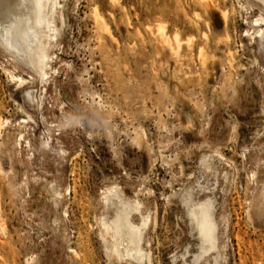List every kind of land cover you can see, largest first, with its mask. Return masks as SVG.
<instances>
[{"label":"rangeland","instance_id":"obj_1","mask_svg":"<svg viewBox=\"0 0 264 264\" xmlns=\"http://www.w3.org/2000/svg\"><path fill=\"white\" fill-rule=\"evenodd\" d=\"M54 1L43 12L59 31L45 77L0 45V264H134L115 261L100 236L114 189L149 216L151 264H192L198 238L175 195L199 186L217 200L223 264H264V55L247 36L264 13L217 0L232 10L225 25L205 0ZM159 19L180 34L178 71L154 47Z\"/></svg>","mask_w":264,"mask_h":264},{"label":"bare ground","instance_id":"obj_2","mask_svg":"<svg viewBox=\"0 0 264 264\" xmlns=\"http://www.w3.org/2000/svg\"><path fill=\"white\" fill-rule=\"evenodd\" d=\"M253 3L254 5L258 6L260 10L264 13V0H253ZM203 4L209 10H211L212 8H217L220 11L221 17L225 25H228L232 12L230 8H227L226 6L221 7L217 0H205ZM57 5L58 3L54 0H0V45L4 49L12 53L14 56L21 59L24 65H26L33 72L37 73L41 77H45L47 74V69L50 65V60L52 59L51 51L54 47V42L59 35V31L58 28L55 26V23L48 17H43V12L45 11L46 7H48L53 12L56 9ZM93 9V14L97 27L103 31L105 30L106 32L108 28L104 23L102 16L98 13L97 8ZM16 10H20L21 13L17 12L13 14V12ZM10 17H13L14 19ZM247 24L249 25V31H253L252 34H249V32H247V36H249L251 42L253 41V45L257 47L258 51L262 52L264 55V16L260 15L250 21H247ZM209 25L208 27H210ZM152 34L155 42L154 47L155 49H157V52L160 55L161 53H166L170 57V60H174L176 63L175 69L176 71H178V67L180 64L178 66L177 64L179 61V56L181 55L179 54V51L182 45L180 34H171L167 28V25L162 19H159L157 21L155 30ZM229 39L230 37L227 36L226 44L229 42ZM189 41L190 40H188V42ZM203 48L205 49V47ZM188 49L190 50L189 46ZM204 57H202L203 59L200 58L202 62H199L203 64L202 69L204 74L207 76L209 74V70L207 67L208 64L206 66L203 63H206V61H203L205 59ZM227 57L229 62L227 61L226 63L229 65V76L222 80V83L220 85V92L223 93L225 96L227 95V83L234 82L233 71L235 67L233 62L236 59V51H233V49L229 48L226 58ZM191 58L193 57L191 56ZM180 61L184 60L182 59ZM182 67L183 66H181L180 68ZM19 80L23 81L22 78H20ZM7 123V120L4 121L0 117L1 129ZM3 147L4 145L0 143V151ZM207 156H209V154ZM220 156L222 157V155ZM203 165L206 169H211V167L213 166L208 160L205 159L203 160ZM253 176L254 173H252V177ZM225 180L226 182L228 181L227 178H225ZM207 191H209L208 188L199 186V190L198 192H196L197 194H195L194 189L185 188L182 189V191L176 194L175 196L176 198L178 196L179 202L185 208L186 216L188 217L191 230L196 233V236L198 238L197 251L196 253L194 252L195 254H193L192 264H223V262L225 261V244L221 240L220 236V226L223 220L221 219L219 221V218L216 214L217 200L215 198L214 193H212L211 191L205 193ZM200 192H203L204 196L202 198H197L196 195H198ZM104 200L106 205L114 208V216L111 218L109 216L101 217L100 236L104 240L107 247L108 244L110 245V250H107L110 251V253L113 255L114 260L117 262L126 260L134 264H151V255L150 253H147L143 247V228L147 227L149 222V216H144L141 213V204L139 202H131L124 199L116 189L109 191L105 196ZM2 215L3 214L0 206V233H3L4 235L5 225L2 222ZM137 215L141 218L140 225H136L133 223V218ZM82 250L84 251L85 249L81 248V251ZM73 253L76 252L73 251ZM184 256L185 254L181 255L183 259ZM177 258L178 257H175V260H177ZM32 262H34V260H32ZM82 264H84V262ZM183 264H188L185 259Z\"/></svg>","mask_w":264,"mask_h":264}]
</instances>
